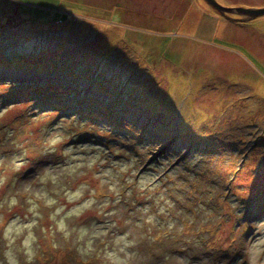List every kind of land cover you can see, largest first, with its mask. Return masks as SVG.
Returning <instances> with one entry per match:
<instances>
[{
	"label": "rangeland",
	"instance_id": "374dc122",
	"mask_svg": "<svg viewBox=\"0 0 264 264\" xmlns=\"http://www.w3.org/2000/svg\"><path fill=\"white\" fill-rule=\"evenodd\" d=\"M0 264H264V15L0 0Z\"/></svg>",
	"mask_w": 264,
	"mask_h": 264
},
{
	"label": "water",
	"instance_id": "95a60500",
	"mask_svg": "<svg viewBox=\"0 0 264 264\" xmlns=\"http://www.w3.org/2000/svg\"><path fill=\"white\" fill-rule=\"evenodd\" d=\"M214 12L221 17L233 22H246L264 15V6L262 7H228L220 4L216 0H203ZM236 15L238 17H232Z\"/></svg>",
	"mask_w": 264,
	"mask_h": 264
},
{
	"label": "flooded vegetation",
	"instance_id": "af4514ba",
	"mask_svg": "<svg viewBox=\"0 0 264 264\" xmlns=\"http://www.w3.org/2000/svg\"><path fill=\"white\" fill-rule=\"evenodd\" d=\"M232 17H238V16H236V15H232Z\"/></svg>",
	"mask_w": 264,
	"mask_h": 264
}]
</instances>
